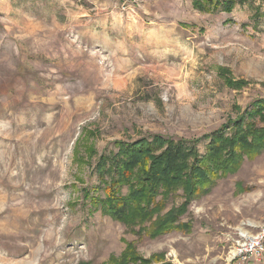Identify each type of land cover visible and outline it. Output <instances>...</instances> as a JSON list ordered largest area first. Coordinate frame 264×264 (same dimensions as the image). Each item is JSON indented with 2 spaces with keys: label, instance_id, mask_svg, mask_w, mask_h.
<instances>
[{
  "label": "rangeland",
  "instance_id": "1",
  "mask_svg": "<svg viewBox=\"0 0 264 264\" xmlns=\"http://www.w3.org/2000/svg\"><path fill=\"white\" fill-rule=\"evenodd\" d=\"M233 14L193 0H0V264H109L126 251V264H247L231 257L264 225V151L155 237L182 189L136 223L85 199L116 142L202 138L264 97V0ZM221 67L247 85L230 87Z\"/></svg>",
  "mask_w": 264,
  "mask_h": 264
},
{
  "label": "trees",
  "instance_id": "2",
  "mask_svg": "<svg viewBox=\"0 0 264 264\" xmlns=\"http://www.w3.org/2000/svg\"><path fill=\"white\" fill-rule=\"evenodd\" d=\"M249 1L193 0V5L206 13L220 10L230 14L237 4ZM226 22L233 23V19ZM221 69L230 87L247 85L243 79L230 78L226 68ZM203 139L207 143L201 153L198 145ZM115 147L117 150L106 151L98 159L99 183L93 190H86L85 199L114 220L136 223L151 220L159 212L160 204L156 202L159 195L182 189L186 196L184 204L167 213L151 236L164 234L181 228L175 222L190 200L209 193L219 179L234 174L245 160H253L264 151V97L202 138L175 140L152 134L131 142L118 141ZM130 256L136 260L132 252L126 251L109 264H126Z\"/></svg>",
  "mask_w": 264,
  "mask_h": 264
},
{
  "label": "built area",
  "instance_id": "3",
  "mask_svg": "<svg viewBox=\"0 0 264 264\" xmlns=\"http://www.w3.org/2000/svg\"><path fill=\"white\" fill-rule=\"evenodd\" d=\"M231 260H242L247 264H264V225L257 233L241 237Z\"/></svg>",
  "mask_w": 264,
  "mask_h": 264
},
{
  "label": "crops",
  "instance_id": "4",
  "mask_svg": "<svg viewBox=\"0 0 264 264\" xmlns=\"http://www.w3.org/2000/svg\"><path fill=\"white\" fill-rule=\"evenodd\" d=\"M239 8H240V10H241L243 7L240 6ZM230 14H231V15H229L228 17L233 19V23H236V19H237L236 16L233 14V12L230 13Z\"/></svg>",
  "mask_w": 264,
  "mask_h": 264
},
{
  "label": "bare ground",
  "instance_id": "5",
  "mask_svg": "<svg viewBox=\"0 0 264 264\" xmlns=\"http://www.w3.org/2000/svg\"><path fill=\"white\" fill-rule=\"evenodd\" d=\"M31 138V137H30ZM244 233V232H243ZM247 234V233H246ZM247 236V235H246ZM245 235H244V237H246ZM234 253V252H233Z\"/></svg>",
  "mask_w": 264,
  "mask_h": 264
}]
</instances>
